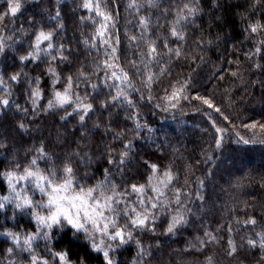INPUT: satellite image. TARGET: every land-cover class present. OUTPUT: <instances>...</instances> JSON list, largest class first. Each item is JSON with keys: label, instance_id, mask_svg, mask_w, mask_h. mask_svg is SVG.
<instances>
[{"label": "trees", "instance_id": "obj_1", "mask_svg": "<svg viewBox=\"0 0 264 264\" xmlns=\"http://www.w3.org/2000/svg\"><path fill=\"white\" fill-rule=\"evenodd\" d=\"M159 2L162 5L159 9L144 8L136 13L127 9L128 0H116V3L101 0L102 6L115 17L116 27L112 31L121 41L117 52L119 67L115 70L123 68L129 72L132 87L127 93L133 101V107L126 104L113 107L111 103L101 107L105 101H111L110 89L104 84L106 73L97 69V62L102 69L104 50L97 51L82 43L94 28L90 21L82 23L81 17L92 14L81 7L82 0H26L21 12L13 18L15 23H7L9 29L15 28L16 31L10 33L11 38L6 41L10 47L0 53V79L4 81L5 89L0 91V98L11 94L8 97L10 106L0 107V141L3 142L0 172L9 170L17 161L26 165L36 157L35 150L42 144L51 159L38 160L41 169L53 166L62 169L65 157L78 147L83 148L92 159L88 167L79 161L74 164L80 186L93 187L100 183L105 177L104 169L108 168L111 170L110 183L117 185L118 192L125 193L124 200L131 205L139 198L131 192V185H147L152 174L149 164H156L161 172L170 168L177 179L164 199L168 206L152 210L156 220L149 228L155 231H135L134 239L117 250L118 264H133L138 252L136 240L150 250L151 255L145 258L144 264H206L209 255L213 256L214 264H264L260 260L264 255L260 249H249L246 244L239 247L241 237L264 228V144L251 143L253 139L264 138V130L259 127L264 124V55L248 59V54L255 51L264 35L246 31L249 24L257 21L264 24V0L254 8L253 0H219L220 6L216 8L211 0H200L201 14L194 18V24L184 29L187 39L175 41L168 38L169 46L173 50L181 47L184 54L170 60L168 55H164L162 63L150 66V71L155 74H159L162 68L166 71L156 76L149 90L142 87L141 75L132 65L135 63L143 69V64L148 63V58L141 52L147 50L149 38L156 40L161 53H167L163 47L167 34L165 25L171 23L174 16L170 15L166 21L162 13L169 9L174 14L176 4L187 0ZM4 10L6 2L0 0V11ZM56 11H60V17L51 20ZM148 13H154L153 28L144 34L145 40L133 42L129 37L141 35L136 25L139 15ZM60 24L64 25L63 29L58 27ZM157 24L161 25L158 29L154 27ZM41 29L55 30V43L64 44L67 60L57 58L51 65L41 61L20 63V56L29 51L35 32ZM47 59L51 60V57ZM257 64L261 67L257 68ZM49 66L59 77L55 88L52 81L56 77L48 73ZM81 71L86 73V78L80 77ZM233 71L238 75L232 76ZM16 73L22 75L18 81H11L10 77ZM69 76L74 77L77 85L74 93L82 99L86 97L94 107L85 121L87 128L83 135L76 115L67 120L60 119L64 115L62 109L48 113L41 111L36 115L31 113L30 87H40L42 99L39 103L46 107L54 90L62 91ZM36 77H40L39 85L32 83L30 86L29 82ZM185 79L192 82L187 93L190 97L192 94L206 96L221 112L216 113L191 99L181 100L175 109L164 111L166 102L162 97L165 89L170 91L172 84ZM93 84L97 85L95 89ZM16 104L28 109L27 116L23 111H17ZM196 107L200 111H196ZM208 113H211V120ZM129 116L133 118L129 119ZM213 121L227 130L219 149L215 147ZM20 122L26 125V130L21 131L17 127ZM97 123L99 128L94 127ZM137 123L142 126L139 130L136 129ZM254 123L256 128L247 127ZM114 136L117 138L113 139ZM241 138L250 140V143H236ZM124 143H130L132 151L121 170L107 163L105 149L114 148L115 158L119 160ZM176 189L181 190L182 200H187L186 207L192 212L175 234H165L173 209L177 207L168 204L175 198ZM6 192L7 184L0 177V195ZM146 192V198H151V189ZM198 192L203 195V200L196 198ZM251 216H255L258 222L254 229L243 224ZM229 226L232 232L228 231ZM6 228L28 233L35 231L36 226L29 215H13L10 210H0V231ZM206 230L217 235L219 242L208 244L197 252L193 245L199 246V239L204 238ZM229 237L238 245V251L232 257L226 255ZM60 238V230L53 229L51 238L42 244L35 243L33 249L43 256H50L49 249L55 252L66 246ZM9 247L14 248L11 254L7 252ZM27 254L15 249L11 240L0 237V261L3 264H12L13 261L24 264ZM89 264H102V257L91 260Z\"/></svg>", "mask_w": 264, "mask_h": 264}, {"label": "snow or ice", "instance_id": "obj_2", "mask_svg": "<svg viewBox=\"0 0 264 264\" xmlns=\"http://www.w3.org/2000/svg\"><path fill=\"white\" fill-rule=\"evenodd\" d=\"M5 2L6 10L0 11V53L10 47L6 41L11 38L10 33L16 31L15 28L9 29L7 23L9 21L13 24L15 23L13 18H16L21 12L26 0H5ZM260 2L261 0H253L252 7H256ZM112 3H116V0H112ZM211 4L214 8L220 6L219 0H211ZM199 5L200 0H187L183 4H176L174 14L169 9L164 10L162 17L166 21L170 15L174 16L172 22L165 25L167 34L164 38L163 47L167 49V53H161L156 40L149 38L146 42L147 50L141 52L142 56L148 58V63L143 64V69L135 63L132 65L136 72L141 75L142 87L150 90L155 83L156 76L162 75L166 71L162 68L159 74L152 73L150 71L151 65L162 63L164 55H168L170 60L173 56L180 58L184 54L179 46L173 50L169 46L168 38H172L175 41H185L187 39L184 29L194 24V18L201 14L202 9ZM81 7L92 14L81 17V22L90 21L94 28V31L85 37L82 43L86 47L97 51L104 50L105 60L102 69L99 62H97V69L106 73L104 84L110 89L111 101H105L101 104V107H107L108 103H111L113 107L118 104H126L129 107H133V101L128 98L127 93V90L132 87L129 72L123 68H120L119 71L115 70L119 67L117 52L121 41L119 36L112 31L116 27L114 15L102 6L101 0H82ZM161 7L159 0H128L127 3V9L136 13H139L144 8L159 9ZM153 15L154 13L139 15L136 25L140 28L141 35L140 37L131 36L129 37L130 40L133 42L145 40L144 34L153 28ZM59 17L60 11H56L55 15L51 16L50 19L56 20ZM29 23L31 24L32 22L29 21ZM58 27L63 29L64 25L60 24ZM154 27L158 29L161 25L157 24ZM246 31L250 34L259 33L264 35V24L259 21L249 24ZM158 39L160 38L158 37ZM199 43L198 41L197 44L199 45ZM64 48V44L57 45L55 43V30L45 31L41 29L35 32L34 41L31 42L29 51L25 55L20 56V63L41 61L51 65L57 58L61 61L67 60L68 57L64 55ZM260 55H264V39L257 43L254 52L248 54V59L252 60L255 56ZM48 57H51V60H48ZM109 61L113 62L109 63ZM236 63L238 64L239 61ZM256 67L259 68L261 65L257 64ZM109 70H111L110 74H108ZM47 71L51 76L56 77L52 81L55 88V85L59 82V77L51 66H49ZM231 74L232 76H237L238 72L233 71ZM21 75V73H16L10 77V80L18 81ZM80 77L86 78V73L81 71ZM109 80L112 83H108ZM39 82L40 77H36L34 81L29 83L31 86L32 83L39 85ZM191 83V80L188 79L184 81L177 80L175 84L170 86V91L165 89V95L162 100L166 102V105L163 110L175 109L181 100L191 99L199 101L200 104L207 106L208 109L216 113H220V108L215 107L212 100L208 97L199 94H192L190 97L187 94ZM3 85L4 81L0 79V91H5ZM75 87L77 85L74 84V77H67L63 90H54L53 97L47 101L46 107L41 106L39 103L42 99L40 87H30L31 113L36 115L41 111L48 113L54 109H62L64 115L60 119L67 120L69 117L76 115L79 124L82 126L83 135L84 129L87 128L85 121L89 118L90 113L93 112L94 107L92 103L87 102L86 97L82 99L74 93L73 89ZM92 87L95 89L97 85L93 84ZM112 90L115 91L114 95H112ZM10 95V93H7L4 98H0V107L8 108L10 106V99L8 98ZM73 105L75 106L73 107ZM14 106L17 111H23L25 116H27L28 109H22L18 104ZM157 107H160V105H157ZM69 108L72 110L68 111ZM196 111H200V108L196 107ZM208 116L211 120V113H208ZM128 118L131 119L133 117L129 116ZM224 119L227 120L228 117L225 116ZM17 127L21 131L26 130V125L23 122L18 123ZM94 127L99 128L100 124L97 123ZM141 127L139 123L136 124L137 130L141 129ZM212 127L216 133L215 147L219 149L223 144L224 134L227 130L218 127L214 121L212 122ZM247 127L256 128L257 124H250ZM259 127L264 130V124H260ZM116 138V136L113 137V139ZM236 143L248 145L250 140L241 138ZM251 143L264 144V138L253 139ZM2 146L3 142L0 141V147ZM35 151L37 153L36 157L28 161L26 165L17 161L9 170L0 172V177H3L4 181L7 182L8 190L7 195H0V210L5 209L8 205H14L15 209L21 211L31 210L32 219L36 225L35 231L27 235L12 232L0 233V235L9 237L15 249H19L21 252L33 253L34 241L39 239L47 241L51 238L52 230L59 229L61 234L60 242L66 246L55 252L49 249L51 261L32 254L29 264H89L91 260H99L101 257L102 264H118L115 257L117 250L134 239L133 233L135 231H155L154 228H149V225L156 220L152 210L168 206L164 204V199L172 191V185L177 179L170 168L161 172L156 164H149L152 174L148 177V183L147 185H131V192L137 194L139 198L129 205L124 200L125 193L118 192L117 185L110 183L109 174L111 170L108 168L104 169L105 177L100 183L93 187L80 186L74 164L79 161L84 167H88L90 166L88 162L92 159L83 148L78 147L76 151L69 153L62 161V169H57L55 166L41 169L37 161L40 159L50 160L51 156L45 151L43 144ZM105 151L108 153L107 163L123 170L122 166L127 163L132 147L130 143H124L119 153V160L115 158L114 153L116 150L114 148H106ZM145 163L148 164V161H145ZM200 184L202 187L203 181ZM30 189L32 193L39 192L41 197L46 198V200L34 201L29 192ZM147 189H151V198H146ZM174 197V199L168 201V204H175L177 207L173 209L174 214L171 216L165 234H175L176 230L187 222L186 217L192 212L191 208L186 207L187 200H182L180 189H176ZM196 198L204 199L199 192ZM121 205L123 206L121 207ZM44 210H46V214ZM121 220H123V223H121ZM236 223L239 224L240 221H236ZM257 223L255 216L243 221L245 226H252L253 229L257 226ZM228 231L232 232L233 229L229 226ZM219 239L217 235L206 230L204 238L199 239V246L193 245V248L199 252L208 244L218 243ZM136 244L138 252L133 264H144L145 258L151 255L150 250L144 247L139 240H136ZM245 244L249 249L258 248L264 253V228H261L260 231H254L253 235L241 237L239 247L243 248ZM227 245L226 255L229 257L234 256L238 251L237 243L229 237ZM13 251V247L7 249L9 254L13 253ZM185 251H189V249H185ZM260 260L264 262V255H261ZM0 264H3V261H0ZM12 264H15V261ZM206 264H214L213 256L209 255L206 257Z\"/></svg>", "mask_w": 264, "mask_h": 264}, {"label": "rangeland", "instance_id": "obj_3", "mask_svg": "<svg viewBox=\"0 0 264 264\" xmlns=\"http://www.w3.org/2000/svg\"><path fill=\"white\" fill-rule=\"evenodd\" d=\"M5 182H6V181H5ZM6 184H7V182H6ZM29 192H30V194L32 195V198H33L34 201L39 202V201H41L42 199H45V200H46V198H42V197H41V195H40L39 192L32 193V192H31V189L29 190ZM7 194H8V190H7V192H6L5 194H3V195H7ZM4 210H10V211L13 213V215H18V214H20L21 216H22V215H25V216H28V215H29V216L32 218V212H31V210L21 211V210L15 209L14 205H8V206H6L5 209H3V211H4ZM44 211H45V214H46V210H44ZM34 223H35V222H34ZM35 226H36V225H35ZM5 232H12V233L20 234V235H27V234L32 233V232H34V231H31V232H28V233H21V232H19V231H15V230H13V229H11V228H6V229L0 231V233H5ZM0 237H5V238L11 240L9 237H7V236H5V235H0ZM42 241H45V240H42V239L36 240V241H34V244H35V243H38V242H40V244H42V243H43ZM45 242H46V241H45ZM33 247H34V246H33ZM26 253H28V252H26ZM32 254H36V255H38V256H41V257L47 258V259H49V260L51 261V256H43V255L37 253V251H36L35 249H33V253H28V254L26 255V256H27V259H26V261H23L24 264H29L30 256H31Z\"/></svg>", "mask_w": 264, "mask_h": 264}]
</instances>
